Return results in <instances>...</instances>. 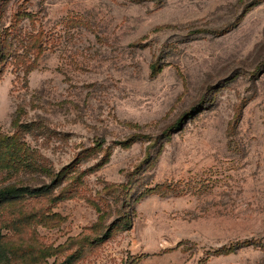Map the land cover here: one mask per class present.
Segmentation results:
<instances>
[{
  "label": "rangeland",
  "instance_id": "rangeland-1",
  "mask_svg": "<svg viewBox=\"0 0 264 264\" xmlns=\"http://www.w3.org/2000/svg\"><path fill=\"white\" fill-rule=\"evenodd\" d=\"M17 12L43 53L0 61V134L67 177L0 205L7 264H264V0H0V49Z\"/></svg>",
  "mask_w": 264,
  "mask_h": 264
},
{
  "label": "trees",
  "instance_id": "trees-1",
  "mask_svg": "<svg viewBox=\"0 0 264 264\" xmlns=\"http://www.w3.org/2000/svg\"><path fill=\"white\" fill-rule=\"evenodd\" d=\"M8 0H4L6 2ZM24 15L29 16L31 20V14H22L17 12L13 14V21L10 26L5 30L6 33H11L1 41L0 49V61L5 57L11 55L18 65H22L25 73H29L39 56L43 53V32L39 29H35L33 20L30 21L32 26L31 30L24 32L17 31V25L20 19ZM8 37H10L8 41ZM20 43V49L11 50L14 42ZM157 69L152 66V73H157ZM11 125L14 127L12 134H0V205L10 206L27 200L28 198H42L51 194V192L59 187L66 179L67 174L65 168L52 172L46 163V158L40 155L37 151L30 149L24 142V137L28 133H33L36 128L31 122H20L18 115L14 116L11 121ZM131 142H121L122 146H127ZM38 171L44 174L46 177H51L49 183L41 185L29 184L22 181H8L12 175L17 174L20 171ZM53 177V178H52ZM62 195L55 196L53 201H57L63 198ZM112 227H108L103 234L95 238V243H101L107 240L111 236ZM9 246H5L0 240V264H7L9 257ZM83 255L82 247H79L75 251L67 255L60 264H73Z\"/></svg>",
  "mask_w": 264,
  "mask_h": 264
}]
</instances>
